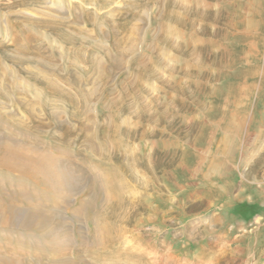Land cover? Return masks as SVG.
Wrapping results in <instances>:
<instances>
[{"label": "rangeland", "instance_id": "374dc122", "mask_svg": "<svg viewBox=\"0 0 264 264\" xmlns=\"http://www.w3.org/2000/svg\"><path fill=\"white\" fill-rule=\"evenodd\" d=\"M0 138V264H264V0H0Z\"/></svg>", "mask_w": 264, "mask_h": 264}, {"label": "bare ground", "instance_id": "6f19581e", "mask_svg": "<svg viewBox=\"0 0 264 264\" xmlns=\"http://www.w3.org/2000/svg\"><path fill=\"white\" fill-rule=\"evenodd\" d=\"M166 31V30H165ZM168 33V32H167ZM158 61V60H157ZM145 67V66H144ZM246 88V87H245ZM25 125V124H24ZM233 126V125H232ZM239 129H237V131H238ZM236 132V131H235ZM239 132H237V134H238ZM7 134V133H6ZM99 135V134H98ZM116 135V134H115ZM1 139V138H0ZM26 140V139H25ZM11 140H9V139H4V140H2V141H0V171H3V172H5L7 175H14V176H17V177H19V178H22V180L23 179H27V180H31L32 182H36V184H37V182L39 183L38 185H41V186H43L42 188H43V190H46L49 194H52V195H54L53 193H55V189L57 188L56 187V184H59L60 185V183H61V179H60V177H59V175L58 174H56L55 172H53V170L51 169H49L48 167H45V168H43L44 167V165L43 164H45L46 162V160H47V158H45L43 155H45V154H39V153H37V152H35V151H32V150H30V149H27V148H25V147H23V146H21V145H19L18 144V142H16V143H13V142H10ZM37 150V149H36ZM42 153H44V152H42ZM94 153V152H93ZM60 154V153H59ZM102 154V153H101ZM99 155H100V153H99ZM45 156H47V157H50V156H48V155H45ZM55 156V155H54ZM44 157V158H43ZM89 157V156H88ZM55 159V158H54ZM52 160V159H51ZM56 160V159H55ZM54 160V161H55ZM59 161V160H58ZM57 161V162H58ZM45 162V163H44ZM48 162V161H47ZM51 162H53V161H51ZM64 162V161H63ZM56 163V162H55ZM53 164V163H52ZM48 166L50 165V163L49 164H47ZM62 165V164H61ZM50 168H52L51 166H49ZM57 167V166H56ZM89 167H90V165H89ZM47 168L49 169V170H47ZM67 168V167H66ZM57 170V169H56ZM59 171V170H58ZM57 171V172H58ZM63 171V170H62ZM93 172V171H92ZM82 174V173H81ZM66 175H68V174H66ZM69 175H71V173H69ZM91 175V174H90ZM13 176V177H14ZM71 176H73V174L71 175ZM75 176V175H74ZM100 177H101V175H100ZM67 178V177H66ZM93 178V177H92ZM108 178V177H107ZM107 178H104V179H107ZM7 179V178H6ZM5 179V180H6ZM40 179V180H39ZM71 178L68 176V182H69V180H70ZM86 179H88V178H86ZM95 179V178H94ZM94 179H93V181H94ZM100 179H102V178H99V180ZM39 180V181H38ZM75 180H77V179H75ZM79 180V179H78ZM18 181V180H17ZM20 181V180H19ZM64 181V180H63ZM72 181V180H71ZM102 181H103V179H102ZM109 181V180H108ZM23 182V181H22ZM65 182V181H64ZM74 182V181H73ZM72 182V183H73ZM86 182V181H85ZM104 182V181H103ZM71 183V184H72ZM94 183V182H93ZM107 184H108V182H106ZM110 183H112V182H110ZM2 183H0V185H1ZM70 184V183H69ZM95 184V183H94ZM94 184H93V186H94ZM102 184H104V183H102ZM3 185V184H2ZM17 185V184H16ZM37 185V186H38ZM90 185H91V183H90ZM109 185V184H108ZM117 185V184H116ZM35 186V185H34ZM58 186V185H57ZM66 186V185H65ZM70 186V185H69ZM1 187V186H0ZM59 188H60V186H58ZM2 188H4V187H2ZM2 188H1V190H2ZM12 188V187H11ZM18 188V187H17ZM30 188V187H29ZM32 188V187H31ZM15 189V188H14ZM20 189V188H19ZM62 189H63V186H62ZM65 189V188H64ZM67 189V188H66ZM87 189V188H86ZM114 189V188H113ZM9 190V189H8ZM60 189H58V191H59ZM74 190V189H73ZM110 190V189H109ZM25 191H26V188H25ZM24 190H22V193L23 192H25ZM27 191H28V188H27ZM32 191H34V190H32ZM31 191V192H32ZM29 192H30V190H29ZM29 192H28V194H29ZM5 193V192H4ZM8 192H6L5 193V196H6V194H7ZM17 193V192H16ZM22 193H21V191H20V193H19V195L21 194V196H22ZM38 193H39V191H38ZM118 193V192H117ZM0 194H2L1 192H0ZM18 194V193H17ZM16 194V195H17ZM24 194H26V193H24ZM31 194V196H33L32 195V193H30ZM33 194L35 195L36 193H34L33 192ZM133 194V193H132ZM131 194V195H132ZM3 195V194H2ZM9 195V194H8ZM7 195V197H8V199H9V196ZM12 195V194H11ZM15 195V196H16ZM37 195V194H36ZM40 195L41 196H39V198H40V200L42 201V200H44V198H45V196L44 195H42L41 194V192H40ZM46 195V194H45ZM58 195V194H57ZM120 195V194H119ZM141 195V194H140ZM4 196V197H5ZM21 196H19L20 197V200L24 197L25 198V195L24 196H22V198H21ZM38 196V195H37ZM36 196V197H37ZM56 196V195H55ZM59 196V195H58ZM94 196V195H93ZM96 196V195H95ZM13 198H14V196H12ZM28 198H29V196H27ZM60 197V196H59ZM62 197V196H61ZM67 197V196H66ZM105 197V196H104ZM3 198V197H2ZM2 198H0V220H3V224H0V225H2L3 227L4 226H6V225H8V223L9 222H12L11 221V216H12V214H13V211H15L14 209V207H13V203L10 201V199L9 200H7V201H5V200H3V203L5 202V204H3V203H1V200H2ZM17 198V197H16ZM16 198H15V200H16ZM27 198V199H28ZM39 198H36V200L37 199H39ZM51 198V197H50ZM19 199V198H18ZM31 199V198H30ZM35 199V198H34ZM34 199H32L33 201H34V204H36L35 202H36V200H34ZM61 199V198H60ZM67 200H68V198H66ZM12 200V199H11ZM48 200V199H47ZM53 200V199H52ZM51 200V201H52ZM55 200V199H54ZM109 200V199H108ZM112 200V199H111ZM28 202H29V199L27 200ZM38 201V200H37ZM43 202V201H42ZM106 202V201H105ZM108 202V201H107ZM15 203H17V202H15ZM54 203H55V201H54ZM108 203H110V202H108ZM53 204V203H52ZM104 204V203H103ZM37 205V204H36ZM108 205V204H107ZM165 205V204H164ZM26 206H28V205H26ZM35 206V205H34ZM40 206V205H39ZM51 206V205H50ZM42 207V206H41ZM53 207V206H52ZM59 207V206H58ZM108 207V206H107ZM44 208V207H43ZM54 208V207H53ZM81 208V207H80ZM17 209V208H16ZM39 209H41L40 207H39ZM45 209V208H44ZM84 209V208H83ZM79 210V209H78ZM17 211V210H16ZM37 211H39V210H37ZM37 211H33L32 213H29V217H28V220H27V222L25 223V226H26V228L27 229H29L30 228V226H33V227H38L40 224H42V223H44V222H46V220L44 219V217H42L40 214H42L44 211H41V213H39V212H37ZM46 211V210H45ZM83 211V210H82ZM22 212V211H21ZM15 213V212H14ZM48 213V212H47ZM74 213V212H73ZM49 214H51V213H49ZM17 215V214H16ZM15 215V216H16ZM19 215V214H18ZM16 216V218L17 217H19V216ZM25 215H26V212H25ZM43 215V214H42ZM48 215V214H47ZM21 217V216H20ZM51 216H49V218H50ZM11 218V219H10ZM16 218H14V219H16ZM22 218V217H21ZM24 218V217H23ZM53 218V217H52ZM19 219L20 218H18V221H19ZM104 219V218H103ZM109 219V218H108ZM21 220V219H20ZM53 220V219H52ZM59 220V219H58ZM16 221V223H17V219L16 220H14V222ZM98 221V220H97ZM20 222V221H19ZM94 223H96L95 221H94ZM102 223V222H101ZM99 224V223H98ZM104 224V223H103ZM64 225V224H63ZM67 225V224H66ZM94 225H96V224H94ZM100 225V224H99ZM113 225V224H112ZM1 226V228H3ZM13 226V225H12ZM11 227V226H10ZM15 227V226H14ZM96 227V226H95ZM101 228H102V226H100ZM105 227H106V225H105ZM15 228H18V227H15ZM22 228V227H21ZM40 228V227H39ZM6 229V228H5ZM14 229V228H13ZM23 229H24V227H23ZM96 229V228H95ZM106 229V228H105ZM42 230V229H41ZM102 230V229H101ZM107 230V229H106ZM105 230V231H106ZM29 231V230H28ZM97 231V230H96ZM17 233V232H16ZM94 233V232H93ZM96 233V232H95ZM104 233V232H103ZM47 234V233H46ZM4 235V234H3ZM99 234H96L95 236H97V238L101 235H99ZM104 235V234H103ZM93 236V235H92ZM70 238V237H69ZM93 238V237H92ZM91 238V239H92ZM105 238V237H104ZM59 239V238H58ZM63 239V238H62ZM71 239V238H70ZM93 239H96V238H93ZM56 240V239H55ZM65 240V239H64ZM67 240H68V238H67ZM67 240L66 241H64V243L65 242H67ZM104 240V239H103ZM60 241V240H59ZM95 241V240H94ZM98 241V240H97ZM97 241H95V243H97ZM69 242V241H68ZM74 242V241H73ZM101 242V241H100ZM45 243H47V242H45ZM55 243H57V242H55ZM70 243H72V242H70ZM60 244V243H59ZM55 245H58V244H55ZM66 245V244H65ZM64 245V246H65ZM68 245V244H67ZM92 245V241H91V243H90V245L89 246H91ZM48 246V245H47ZM93 246V245H92ZM52 247V246H51ZM59 247H61V245L59 246ZM63 247V246H62ZM71 247V246H70ZM47 249V248H46ZM83 249V248H82ZM89 249V248H88ZM7 250V249H6ZM40 250V249H39ZM56 251H57V249H55ZM98 250V249H97ZM9 251V250H8ZM51 251V250H50ZM59 251V250H58ZM57 251V252H58ZM62 251H64L63 249H62ZM80 251V250H79ZM91 251V250H90ZM52 252V251H51ZM53 252H55V251H53ZM56 252V253H57ZM67 252V251H66ZM86 252V251H85ZM88 252V251H87ZM56 253H55V255H56ZM59 253V252H58ZM62 253V252H61ZM65 253V252H64ZM54 255V256H55ZM61 255V254H60ZM9 256V255H8ZM58 256H59V254H58ZM4 257V256H3ZM24 257V256H23ZM34 257V256H33ZM61 257H63V256H61ZM99 257V256H98ZM7 258V257H6ZM39 258V257H38ZM3 259V258H2ZM26 259V258H25ZM32 259H34V258H32ZM58 259V258H57ZM61 259V258H60ZM59 259V260H60ZM69 259V258H68ZM8 260V259H7ZM51 260V259H50ZM54 260V259H53ZM53 260H51V261H53ZM65 260V259H64ZM81 260V259H80ZM80 260H78L77 259V261H80ZM4 261H6L5 259H4ZM24 261V260H23ZM73 261V260H72ZM71 261V262H72ZM0 262H1V260H0ZM39 262V261H38ZM53 262H55V261H53ZM60 262V261H59ZM58 262V263H59ZM62 262V261H61ZM64 262V261H63ZM67 262V261H66ZM7 263H8V261H7ZM27 263V262H26ZM52 263V262H51ZM57 263V264H58ZM69 263H70V261H69ZM78 263H80V262H78ZM82 263V262H81ZM2 264H4V263H2ZM23 264H24V262H23ZM53 264H55V263H53ZM61 264V263H60ZM62 264H64V263H62ZM67 264V263H66ZM127 264V263H126Z\"/></svg>", "mask_w": 264, "mask_h": 264}]
</instances>
